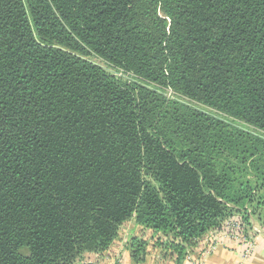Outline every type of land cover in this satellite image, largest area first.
<instances>
[{"label": "trees", "instance_id": "16d2710c", "mask_svg": "<svg viewBox=\"0 0 264 264\" xmlns=\"http://www.w3.org/2000/svg\"><path fill=\"white\" fill-rule=\"evenodd\" d=\"M262 211L264 0H0V264L110 254L133 221L184 264Z\"/></svg>", "mask_w": 264, "mask_h": 264}, {"label": "crops", "instance_id": "0c3cea01", "mask_svg": "<svg viewBox=\"0 0 264 264\" xmlns=\"http://www.w3.org/2000/svg\"><path fill=\"white\" fill-rule=\"evenodd\" d=\"M135 237H143L150 240L147 259L141 264H177L173 256H165L158 249H155L152 242L154 234L150 231L142 232L141 228L136 226L134 221L128 223L123 228L121 239L113 247V251L110 254L102 256L86 255L84 259L77 264H89V262L112 264L115 258H120V264H136L133 262L130 251L127 250L130 242ZM254 238L256 240L255 250L252 257L245 262H243L242 258V247L232 242H227L223 237H220V240H223V244L217 245L213 250L209 249L200 260L196 259L194 254L190 253L184 264H264V235L256 234Z\"/></svg>", "mask_w": 264, "mask_h": 264}, {"label": "built area", "instance_id": "2783aa9c", "mask_svg": "<svg viewBox=\"0 0 264 264\" xmlns=\"http://www.w3.org/2000/svg\"><path fill=\"white\" fill-rule=\"evenodd\" d=\"M254 232L246 234L245 232H239L242 229V225L237 220H233L226 224L225 231L223 232H214L212 235L206 239L210 245V250H213L217 245L223 244V240H220V237H223L227 242H232L243 249L242 258L243 262L249 260L252 257V254L255 250L256 234L264 235V227L257 226L253 224ZM218 236V237H217ZM218 239H217V238ZM219 240V241H218ZM225 242V241H224ZM120 258H115L112 264H120ZM89 264H98L94 262H89ZM107 264V263H104Z\"/></svg>", "mask_w": 264, "mask_h": 264}, {"label": "rangeland", "instance_id": "374dc122", "mask_svg": "<svg viewBox=\"0 0 264 264\" xmlns=\"http://www.w3.org/2000/svg\"><path fill=\"white\" fill-rule=\"evenodd\" d=\"M91 61L96 63L97 65L101 66L102 68H104L105 70L111 72V73H114V74H117V70L113 67H111L107 62H105L104 60H102L101 58H98L96 56H92L90 57ZM118 76H123L125 77L126 79L129 78L128 75H124L123 73H119ZM264 213V211H262ZM226 228V225L224 226ZM219 233V232H218Z\"/></svg>", "mask_w": 264, "mask_h": 264}]
</instances>
